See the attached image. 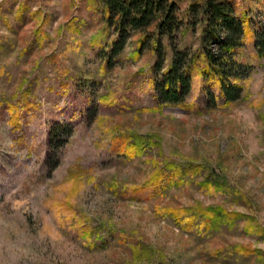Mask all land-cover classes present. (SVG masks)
I'll return each instance as SVG.
<instances>
[{
  "label": "rangeland",
  "instance_id": "374dc122",
  "mask_svg": "<svg viewBox=\"0 0 264 264\" xmlns=\"http://www.w3.org/2000/svg\"><path fill=\"white\" fill-rule=\"evenodd\" d=\"M172 1L168 37L103 0H0V264H264V0H222L244 72L218 107L203 0ZM176 51L185 89L164 86Z\"/></svg>",
  "mask_w": 264,
  "mask_h": 264
},
{
  "label": "trees",
  "instance_id": "16d2710c",
  "mask_svg": "<svg viewBox=\"0 0 264 264\" xmlns=\"http://www.w3.org/2000/svg\"><path fill=\"white\" fill-rule=\"evenodd\" d=\"M106 3V7L109 9L110 18L113 19L119 26H129L137 31H143L149 28V25L157 23L158 34L172 37L180 27L181 22L176 14V3L174 1L169 2V0H103ZM221 1V2H220ZM203 0L202 7L204 12L209 16V25L207 30V35L205 37L204 43L206 48H204L203 57L206 62L205 67H203V75L210 76L209 79L211 83L220 90L223 96L222 100L215 101V107L220 104L230 105L236 101H239L238 94L241 92L240 78L244 72L243 66L235 59L233 53L238 44L235 41L237 25L235 24V18L231 14V10L220 0ZM158 16H160V21H158ZM248 28V27H247ZM220 30H225L227 32L226 39L220 36ZM218 43V53L211 50V46ZM257 48L259 52L264 56V38L258 41ZM159 51V50H158ZM161 51V49H160ZM184 60V55L179 51H176L174 55V60L172 63V69L164 77L165 88H172L176 85L180 89H185L189 86L190 79L186 76L181 75L182 61ZM212 85V86H213ZM213 86V88H214ZM164 98L167 101L181 102L183 99L180 97L178 91L167 90L164 91ZM66 132L69 131L67 127H61ZM63 131V134L66 132ZM178 182H183L182 169H179ZM211 177V176H210ZM210 177H206L205 184L207 185L212 182V186L226 187V184L218 177V179L212 180ZM203 215L206 213L208 216L211 215L208 222H213V219L218 217V226L223 225L221 219L224 218L225 209L223 207H218V209H206L202 211ZM180 211L167 212L168 218H170L180 229L184 230L187 226V218L180 215ZM203 215L200 213V218ZM229 214H226V218H230ZM199 220V217L198 219ZM212 220V221H211ZM207 221L204 223L206 224ZM221 223V224H220ZM202 225V232H205V225Z\"/></svg>",
  "mask_w": 264,
  "mask_h": 264
}]
</instances>
